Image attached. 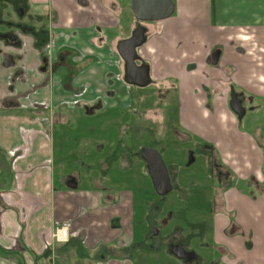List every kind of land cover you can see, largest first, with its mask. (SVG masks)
I'll use <instances>...</instances> for the list:
<instances>
[{
    "label": "crops",
    "instance_id": "1",
    "mask_svg": "<svg viewBox=\"0 0 264 264\" xmlns=\"http://www.w3.org/2000/svg\"><path fill=\"white\" fill-rule=\"evenodd\" d=\"M106 2L27 0L33 9L44 8L47 14L41 22H46L44 18L52 25H63L70 20L77 24L89 21L84 15L92 16L93 21L95 17L104 21L106 14L100 9L104 6L106 9ZM173 3L171 16L144 24L146 38L137 52L149 66L153 81L174 86L167 94L168 97L174 89L178 100L175 122L178 125L172 124L171 135L182 131L186 138L203 139L236 178L223 192L221 205L212 212L211 219L201 223L202 229L203 224L210 223L214 245L222 251V262L264 264V191L248 192L240 185L248 184L251 176L257 179L262 176L264 153L256 137L238 130V120L229 109L226 92L230 83L264 100V0H173ZM54 32L48 33L41 43L28 32L18 36L19 45L0 41V246L5 248L18 240L32 254L24 253L26 263H31L32 256L44 251L43 239L50 236L56 225L65 220L77 223L78 212L86 216L89 212L74 208L70 196L77 192L65 188L67 174L63 175L64 171L58 186L54 181L56 152L61 148V144H56L55 125L68 124L64 109L73 91L83 84L94 88L93 83L102 88V94H113L114 105L127 107L121 102L124 97L121 82H114L113 93L107 90L109 72H102L100 82L94 80L100 74L97 63L102 59L97 60L96 55L91 56L89 52L81 55L85 57L78 64L81 68L78 76L67 82L66 75L62 76L63 87L55 83L57 69L55 75L51 66L40 70L42 47L45 49L56 35ZM62 35L67 39L71 36L65 32ZM105 39L101 36L98 42ZM54 41L57 48L59 43L63 44L61 50L54 48V53L73 46ZM48 50H44L46 55ZM212 54H217V64ZM49 57H53L51 52ZM90 100L87 96L82 104ZM160 100L158 97L159 103ZM82 104L78 106L84 111ZM161 105L159 110L162 111ZM20 127L25 129L23 133ZM45 130L48 138L43 135ZM27 133L31 137L30 148L12 164L7 151L22 142V135L26 138ZM49 159L51 166L45 164ZM98 166L106 167L104 162H99ZM91 182L92 186L78 192L84 200L92 196L89 205L97 216L103 212V216L89 225L101 222L100 230L96 228V239L104 243L108 240L112 218L126 221V226L132 224L129 220L131 203L117 208L104 207L106 204H100V198L103 193L112 192L111 189L96 178ZM98 184L103 187L99 189ZM46 261L42 259L41 263Z\"/></svg>",
    "mask_w": 264,
    "mask_h": 264
},
{
    "label": "rangeland",
    "instance_id": "2",
    "mask_svg": "<svg viewBox=\"0 0 264 264\" xmlns=\"http://www.w3.org/2000/svg\"><path fill=\"white\" fill-rule=\"evenodd\" d=\"M106 3V9L105 6L100 9L104 15L106 14L104 21L97 17L93 21L92 16L87 17L83 14V18H89V21H81L77 24L75 20H70L63 25H52L51 21L33 24L38 27L44 26L45 29H49L50 33L55 30L56 40L76 46L82 54L87 52V49H91L99 56L98 59H107V63L106 61L97 63L100 74L94 77L96 82L101 81L102 72L110 70L115 72L117 62L122 64V59L116 49L117 42L130 36L139 23L146 24V22H137L134 18L129 0H107ZM15 6L20 5L14 4L13 0L0 2V17L8 16L12 20L26 22L25 17L17 16ZM43 9H33L30 6V8L24 7L23 10L24 13L28 11L36 17H43L47 14ZM99 14L101 16L100 12H96V15ZM3 25L10 30L15 28V26L6 24V19H3ZM97 26H99L98 29L103 30L97 32ZM74 27L77 31H73ZM18 31L16 33L21 34ZM63 32L71 35L70 38L67 39L65 35H62ZM101 36H105L106 39L100 44L98 39ZM81 38L85 40L84 43L81 42ZM59 44L62 45V43ZM90 45L91 47L88 48ZM109 46L113 49V53L109 52ZM54 48L52 46L50 50L47 48L53 56ZM116 77L117 75L114 78ZM155 83L141 88L134 87L132 84L130 86L122 84L125 90L130 89V92H126V96L129 97L127 107L121 108L120 104L114 105L116 102L113 101L112 105L117 108H95L92 113H84L78 105L76 108L66 107L64 109L69 117L68 124L55 125L56 144H61L60 151L56 152L54 172L56 186L60 184L59 177L63 171V175L73 174L79 177L77 187L79 190L92 186L91 181L96 178L104 182L112 191L102 194L100 204H106L104 205L106 208H117L127 202L131 203L129 220L132 224L126 226V221L121 222L119 218H112L111 228L108 226V240L101 242L98 246L96 230L89 229L90 227L85 223L86 228L88 227L86 236L90 248L85 249L77 243L80 257L73 241L62 244L65 246L64 251L61 246H57L60 244H56L49 253L51 260H56L57 256L62 255L58 258V262L62 260V264H79L76 261L86 264V260H90L87 264H186L169 254L164 245L158 247V250L151 246L149 230L152 226H158V235L172 231L178 241L180 240L185 247L198 256L195 262L188 264H234L233 262H222V251L214 245L210 223L203 224V229L201 227L203 221L211 219L210 194L217 189L216 181L206 159V152L203 149V146L207 144L203 139L195 136L186 138L182 131L181 133L176 131L179 134L171 135L170 127L178 125L175 123L178 100L174 89L168 97L167 94L174 86L173 84L166 86L167 84ZM92 87L102 89L93 83ZM158 97L161 99L160 103ZM160 104L164 107L162 111L159 110ZM254 115L258 121L257 125L262 128L261 134H255L254 129L247 122ZM238 130L256 137L262 144L264 153V106L256 113L249 111ZM149 144L160 151L175 186L165 195L164 199H161L154 190L146 163L140 155L141 147ZM189 150L192 151L194 157L191 163L187 160ZM99 162H104L106 167H99ZM121 163L124 166L122 169L120 168ZM262 169L264 171V161ZM98 185L99 189L103 187ZM240 185L248 192L254 189L255 191L256 189L264 190V172L258 181L255 180L254 183L248 181V184L241 183ZM155 206L160 207L159 216L161 219L166 218V223L162 225L154 223L156 218L154 219L153 216L155 210H158ZM98 215V217L103 216V212ZM99 223L96 226L100 230ZM130 246L132 251L126 254V249ZM99 251L104 254V257L98 255ZM219 257L220 262L217 260ZM0 264L19 263L14 256L0 253ZM32 264L39 263L37 261ZM45 264H57V262Z\"/></svg>",
    "mask_w": 264,
    "mask_h": 264
},
{
    "label": "flooded vegetation",
    "instance_id": "3",
    "mask_svg": "<svg viewBox=\"0 0 264 264\" xmlns=\"http://www.w3.org/2000/svg\"><path fill=\"white\" fill-rule=\"evenodd\" d=\"M4 1L5 0H0V2H2V3ZM13 2H14V4L20 5V6H15V9H14L17 16L25 17L26 22L25 21H15V20H12L11 18H9L8 16L7 17H0V41L3 43H6V44L19 45L18 36L21 34L27 33V30L29 31L28 33H32L35 35V37H36L35 39L37 40V42L41 43L42 41H44V39H47L46 36L48 35V33H50L49 29H45L44 26L38 27V26L33 25L36 22H41L42 17H36L33 14H29L28 11H26V13H24V10H23L24 7L30 8L29 4L27 3V0H18V1L13 0ZM37 18H40V20H37ZM3 19H6V24H9V26H15V28L13 30H10L9 28H7L6 25H3ZM43 20H45L47 22V19L43 18ZM96 29H97V32H100V30H98L97 27H96ZM17 30H19L18 32H20L21 34H17L16 33ZM55 37H56V35L52 39L49 40L45 49H44V46L42 47L43 52H41V54H40V59H41L40 70H46L49 68V66H51L53 68V74L55 75V72L57 69V72H56L57 77H56L55 83H56V85L61 84L63 87L62 76L66 75L65 81L67 82L68 79H70L72 81L77 74L79 75V73L81 72V68L79 67L78 64H79L80 60H82L85 56H81L82 52L78 51L77 50L78 48L73 45L72 47H67L66 49H64V51L54 53L53 57H49V52H47V55H46L44 50H47V48L50 50L51 46L57 48L58 45H56L55 41H54V40H56ZM128 37H126V38H128ZM123 39H125V37ZM100 42H102V41H100ZM62 46H63V44L60 45L57 50H61L60 48ZM90 47H91V45L88 46V48H90ZM139 47L136 48L137 54H138L137 50ZM109 48H110V46H109ZM95 50H97V49H95ZM100 50L101 49H98L97 51H100ZM87 52H89V54L91 56L96 55L95 58H97V60H101V59H98L99 56H97L96 53H93L91 49H87ZM109 52L113 53L114 51H113V49L110 48ZM118 55H119V53H118ZM138 57H139V54H138ZM216 57H217V54H212V56H211V58L214 60L217 59ZM120 58L122 59L121 56H120ZM105 61H106V63L108 62L107 59H105V60L102 59V63H104ZM135 63L137 66H139L140 64H142L144 62H142V60L139 57V59L135 60ZM116 68H117V70L115 72L113 70L109 71L110 84H109V87L107 90L110 93H113L112 88H113L114 82H117V83L121 82V85L122 84H124V85L126 84L128 86L131 85L130 83L126 82L125 78H124V60L123 59H122V64L117 62ZM116 75H117V77L114 78ZM121 76H122V78H121ZM150 84L154 85V82H153V80L149 74V82L146 85H144V86L133 85V86L141 88V87L149 86ZM122 89H123V96L125 97V99H124V97H122L121 102H123V105L125 104V106H129V97L126 96V92H128V91L130 92V89L127 88L125 90L123 88V86H122ZM95 91H97V93H95ZM232 91L235 92L236 97L239 100V103L241 104V107L245 109L244 113L241 116H239V114L236 111H234L230 106ZM226 92H227L229 109L234 113L236 119L238 120V128H239L241 122L246 118V115L248 114L249 111H255V113H256L257 111L263 109L264 100L258 99L255 96L246 93L242 88H239L238 86H235V85L229 83L226 87ZM87 96H90L91 100L89 101V103H83L82 104V99L87 97ZM70 100L71 101L66 104L67 105L66 107H69L71 105L76 106V105L82 104V108H84V111L86 113H88V112L94 111L95 108L110 107L113 104L114 98H113V94H110L108 96V95L102 94L101 90H99V89L97 90L95 88H91L90 86H88L86 84H83L82 86L77 87V89H75V91H73V94L71 95ZM241 107L239 108L240 111H242ZM37 117H39V116H37ZM247 122L254 129L255 134H261L263 132L262 128L259 125H257L258 121H257L256 115H254L253 118H250L249 120H247ZM20 131L23 133L25 131V129H23V127H20ZM43 135L47 136V138H48L49 137L48 131L45 130L43 132ZM22 137H23L22 142H20L16 147L11 148L7 151V155L10 158V161L12 164H14L20 156H23L30 148V141H31L30 133H27L26 138L23 135H22ZM148 146L152 147L149 144V145H144L141 148L143 149L144 147H148ZM142 149L140 150V155H141ZM203 149L206 152V156H207L206 159H207L208 165L210 167V170L212 172V175H213L214 180L216 181V185H217V189L215 191L211 192V194H210L211 202L209 205V210H210V212H213L217 208L218 205H221L223 192L235 183L236 178L232 174V172L224 166V164L221 162L220 158L218 157L217 152L210 145L207 144L206 146H203ZM190 152H192V151L189 150V155H188L189 157H190ZM45 164L47 166H51L52 161L50 159L48 161L46 160ZM168 172H169V170H168ZM263 172L264 171L262 170V174H263ZM169 176H170L172 188H174L175 186L173 185V181H172L170 172H169ZM77 177L78 176L73 175V174H71L69 176H65L64 177L65 185H66L65 187L70 188L69 185L73 184V183H76V185L78 187ZM255 180L258 181V179L254 176H251L249 179L250 183H254ZM237 184H238V182H237ZM77 187L75 189H72L74 192H77V193L71 195L70 197L73 200V203L75 206L74 208L76 209V211L88 210L89 212H88L87 216L84 213L78 212L79 220L77 223L71 222L70 220L61 221L60 224H58V225L67 226L68 231L70 232L68 238L63 242L56 241L52 236V234L56 228L55 227L54 230L50 233V236L43 239L44 251L40 255L32 256L33 261L31 262V264L36 263L37 261L39 264H45V263H51V262L54 263L55 261L57 262V264H62V260L58 262V258H61L62 255L57 256L56 260H51L52 257H51V255H49V253L52 251V249L55 247L56 244H60L57 246H61L62 251H64L65 246H62V244L71 243V241H73L75 243L77 253H78V251H80L79 248L77 247V243L81 244L82 247L85 249L90 248L89 240H87V236H86L87 229H88V227H90L89 229L94 228L96 230V228H97L96 225L93 226L92 224L91 225H89V224H90V222L93 223L92 221H96L101 216L98 217L96 215V212H93L91 210V206L89 205V202L91 201L92 196H90L91 198L87 197L86 200L82 199L80 197V194L78 192L79 190L77 189ZM258 191H260V190H258ZM218 193H220V195H219L220 197L219 198L215 197V200H217V203L215 204V202L213 201V198ZM161 199H164V198H161ZM93 208H95V207H93ZM155 208L158 210H155V213L153 216L154 219L156 218L154 223H157L158 225H162V223H166L167 219L166 218L161 219V217L159 216L160 212H161L160 207L155 206ZM89 213H90V218L87 219ZM231 219H233V218H231ZM231 221H233V220H231ZM85 223L88 224L87 228L85 226ZM150 225L152 226V223H150ZM149 231H150V235H151L150 236V241L152 243L151 246L155 250H158L157 249L158 247H160L161 245H164L165 248H167V251L169 254L175 256L176 258L180 259L182 262H184L186 264L195 262L196 259L198 258V256L194 252H192L191 249L185 247L184 244L181 243L180 240L179 241L177 240V238L175 237V234L172 231L167 232L164 235H158V231H159L158 226L157 227L152 226ZM96 237H97V235H96ZM91 239L94 240V238H91ZM96 241H97L96 242L97 245L99 246L101 241H99L98 238ZM140 243L141 242H139V244ZM130 247H128L126 249V254H130V252L132 251V247L131 248ZM215 247L217 248V246H215ZM177 250H179V251H177ZM180 251L183 254V256L179 258L175 255L174 252H180ZM218 252H220V250ZM0 253H5V254H8L10 256H14V258L18 259L19 264H26V261H24V253H27L28 255L31 254L30 252H28L27 248L18 240L10 242L9 246H5V248L0 246ZM193 253L195 255H193ZM78 255H79V253H78ZM94 255H95V253H94ZM98 255H100V257H104V254L100 251L98 252ZM220 257L217 258V260L219 262L221 261V260H219ZM42 259H46L47 261L45 263H41ZM12 260H14V259H12ZM89 261L86 260V264ZM15 262H16V260H15ZM76 263L80 264L79 261H76Z\"/></svg>",
    "mask_w": 264,
    "mask_h": 264
},
{
    "label": "water",
    "instance_id": "4",
    "mask_svg": "<svg viewBox=\"0 0 264 264\" xmlns=\"http://www.w3.org/2000/svg\"><path fill=\"white\" fill-rule=\"evenodd\" d=\"M130 9L134 18L139 22L159 21L168 18L174 11L173 0H129ZM146 27L138 24L131 32L128 38L120 40L116 49L119 55L124 60V78L125 81L137 86H144L149 82V66L142 63L136 65L135 60L139 59L136 53V48L145 41ZM217 60H214L216 64ZM231 108L236 111L239 116L244 113V108L241 107L239 100L234 91L231 93ZM242 111H240V108ZM141 157L145 161L152 184L156 193L160 198L171 191L172 184L170 181L169 172L166 164L161 156L160 151L155 147H144L141 152ZM194 157L190 152L188 162H192ZM71 189L77 187L76 183L70 184ZM183 250V249H182ZM179 251V250H177ZM184 251V250H183ZM177 257H182L180 252H174ZM193 255H195L193 253Z\"/></svg>",
    "mask_w": 264,
    "mask_h": 264
},
{
    "label": "built area",
    "instance_id": "5",
    "mask_svg": "<svg viewBox=\"0 0 264 264\" xmlns=\"http://www.w3.org/2000/svg\"><path fill=\"white\" fill-rule=\"evenodd\" d=\"M45 137H47V136H45ZM69 234H70V232L68 231L67 226L57 225L52 236L56 241L63 242L68 238Z\"/></svg>",
    "mask_w": 264,
    "mask_h": 264
},
{
    "label": "trees",
    "instance_id": "6",
    "mask_svg": "<svg viewBox=\"0 0 264 264\" xmlns=\"http://www.w3.org/2000/svg\"><path fill=\"white\" fill-rule=\"evenodd\" d=\"M137 22H139V21H137ZM223 165V164H222ZM262 191H264L263 189H260V192H262ZM220 195V193H218L216 196H214V198H213V201L215 202V204L217 203V200H215V197H220L219 196Z\"/></svg>",
    "mask_w": 264,
    "mask_h": 264
}]
</instances>
